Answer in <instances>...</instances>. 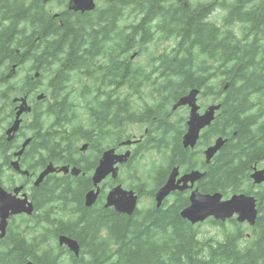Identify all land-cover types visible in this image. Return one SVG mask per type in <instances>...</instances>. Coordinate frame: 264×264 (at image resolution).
Returning <instances> with one entry per match:
<instances>
[{"label": "trees", "instance_id": "1", "mask_svg": "<svg viewBox=\"0 0 264 264\" xmlns=\"http://www.w3.org/2000/svg\"><path fill=\"white\" fill-rule=\"evenodd\" d=\"M2 2L0 73L5 74L0 76V184L3 186V174L5 170H11V150L17 148L19 137H34L43 132L40 139L43 142L37 145L33 139L22 161L32 175L49 164L43 153L45 147L56 151L66 143L70 147L75 145L71 137H77L78 126L71 123V113L62 111L60 105L46 107V100L39 106L36 120L30 121L31 112L22 116L19 133L11 143L6 141L4 130L15 116L13 98L27 96L34 99L36 89L42 92L45 87L54 93L46 83L58 91L62 88L61 83L66 80L46 77L54 61L48 55L49 47L60 48L69 38L77 41L82 32L81 24L71 35L65 31L72 26L57 27L58 19L53 18L43 0ZM147 2L107 0L96 6L91 21L85 22L92 31L91 39H104L110 29L109 16L118 18L129 9L134 18L133 49H139L149 39L153 19L157 20L160 35H167L169 30L194 35V55L188 62L162 64L161 68L168 77L154 87L162 90L165 105L173 104L193 88L201 90L204 98L210 93L213 102L221 104L212 121L213 137L226 136L228 141L213 159L212 192H219L224 199L243 192L245 185L250 184V166L260 156L262 150L259 147L264 146V0H259L248 11L243 8L247 0H232L229 13L224 14L219 25L205 22V17L200 15H164L156 0L151 2L158 13H152L149 9L146 11ZM221 6L228 9L226 3ZM118 26L119 23L117 39ZM182 39L183 45L185 39ZM34 46L39 53L32 51ZM14 64H17L16 74L20 68L27 74L6 78ZM61 64L64 67L63 61ZM27 65L30 67L24 68ZM69 71V68L63 70ZM33 72L38 73L39 78ZM101 105H104L101 111L104 115L109 103L102 101ZM91 114L93 116L94 112ZM95 121L97 119L93 117L90 119L91 128ZM66 134L67 141L64 139ZM35 152L37 157L33 155ZM74 152L69 151L66 157L73 156ZM156 155L159 156V151ZM58 159L53 157L51 160ZM164 160L162 157L152 162L144 171V187L159 182ZM168 160L172 161V158ZM32 161L41 166L37 168L30 164ZM13 183L7 184L9 188L3 187L9 190ZM82 194L80 182L75 177L48 175L33 190L32 196L29 195L34 202L33 215L14 218L8 233L0 239V264H264L262 217L257 220L245 249L241 248L240 239H235L240 235L237 224L219 229L220 238H207V245L204 243L206 239L196 237L201 233L200 227H193L181 219L177 208L151 217L150 214L139 216L140 213L124 216L104 207V194L98 199L99 205L86 208L82 204ZM210 226L217 228L215 223ZM58 235L78 242L80 252L77 258L58 246ZM225 247L230 249L229 252L223 249Z\"/></svg>", "mask_w": 264, "mask_h": 264}, {"label": "flooded vegetation", "instance_id": "2", "mask_svg": "<svg viewBox=\"0 0 264 264\" xmlns=\"http://www.w3.org/2000/svg\"><path fill=\"white\" fill-rule=\"evenodd\" d=\"M55 1L58 3L56 12H54L52 7L49 8L50 4ZM106 1L107 0L103 2L102 0H95V3L96 6H99L100 4H105ZM147 1L146 11L149 9L152 13L157 12L156 9H153L154 2H151V0ZM156 1L158 5L162 7L160 11L168 16L187 13L188 15H200L201 17H205V22H208L211 20L212 15H214L215 9H218L219 14L229 13V5L226 0ZM222 3H226L228 9L222 7ZM69 4L70 0H49L47 3V8H49V12L53 14V18L56 20L58 19L57 27L72 26L66 29L65 32L67 34H73L74 28L78 24H81L79 28H81L82 34L79 40L73 41L69 38L62 43L60 48L53 45L49 47L48 55L50 59L54 61H52V66L50 71L46 74V77L50 79L62 78L66 80V82L61 83L62 88L59 91L48 83L45 84L51 87L55 94L50 88L45 87L42 92L36 89L38 92H36L34 99L30 97L28 99L27 97V102L31 108L30 121L37 119L39 106L46 100V107L50 105H60L62 111L71 113V123L78 126L77 137H71L74 139L75 143L73 147H70L66 143L58 147L59 149L56 151L48 146L43 150L47 164L52 163L57 169L63 166H68L70 170L76 168L79 171L78 175L74 176L70 171L67 174L56 172L50 175H54L55 177L62 175L68 178L75 177L80 182L83 191L81 197L83 205L85 195L88 191L95 190L99 186L100 195L104 194V205L106 194L115 186L121 185L123 189L132 191L138 196L137 207L133 214L138 215V213H140L139 216L142 217L150 214L151 217L156 214H165L177 208L178 215L181 218L180 211L190 206V196L193 192L197 191L202 195L217 193L212 192V163L215 156L224 148L228 141L226 136L213 137L211 123L207 127L201 129L199 137L192 147L184 146L183 140L188 130L187 122L190 116V107L186 105L173 110V105L180 97L186 95L188 91L181 95L173 104L165 105L162 90L154 87L155 85H161V82L168 77V74L164 73L161 68L162 64L166 62H188L194 55V35L189 36L187 32L183 35V32L179 30H174L175 32L169 30L167 35H160L157 30V20L153 19L151 21L152 25L149 39L139 49H133L132 26L134 18L131 9H129L118 18L109 16L108 26L110 29L108 34L104 39L98 37L95 41L91 39L92 31L90 27H86L85 22L91 21V14L95 12L96 8L93 11L78 12L70 9ZM3 14L4 5L2 0H0V16H3ZM118 23L119 39H117L116 31ZM183 37L185 41L182 45L181 41ZM34 41L37 42L36 39ZM169 41L171 45H168ZM155 43L156 45H154ZM34 48L35 50L32 48V51L34 53H39L36 52V46H34ZM162 55L163 57L160 59ZM139 57H142V59L140 61H135ZM61 61L64 62V67L63 64L59 65ZM115 64H118V66ZM71 65L72 67H70ZM67 68H69L70 71L63 72V70ZM21 69L22 68H20L19 72H17V74L15 73V75L25 76V74H27L22 73ZM33 73L35 76L36 72ZM4 74L5 73H0V76L3 77ZM38 86L41 87L42 83ZM39 94H43V98L38 99L37 97ZM56 97H58L59 100H57ZM101 98L104 99L101 100ZM208 99L210 100L209 104L205 102V100ZM102 101H108L109 103L104 115L101 114L104 106L101 105ZM212 102L211 94L205 95L204 98L200 90L197 97V103L200 106V115L204 113ZM15 107L16 104H14L13 110ZM92 112H94L93 116L91 114ZM92 117L97 119V121L94 122V126L91 128L89 123ZM11 124L12 123L5 127V139V132ZM34 128L37 130V126ZM42 133L43 132H38L34 137H19L16 141L17 148L11 150L12 159L14 154L21 149L22 143L27 138H31V141L34 139L37 145L41 144L43 142L40 140L43 136ZM67 135L68 134L64 137L66 141ZM218 137H223V139H226V142L218 153L207 161L205 151L214 144V141ZM14 139L12 141H14ZM127 141H129L130 144L124 145ZM232 147L234 146L232 145ZM26 148L20 156L19 165L20 168L23 171H27L28 174H17L20 175L18 186H23L24 191L28 190V193H26L29 197V195L32 196L33 190L40 186H34V181L42 170H44L45 166L35 175H32L27 166L22 163V161L25 160ZM259 148L262 150L260 156L256 158V161L249 169L250 184L248 186L245 185V190L243 192L237 193L254 197L256 200L257 220L260 217L264 218V182L261 184H254L250 175L255 170H264V146ZM112 149L115 154L129 152L130 155L126 162L114 164L108 175L97 186H94L92 176L100 165L103 154ZM73 150H75L73 156L66 157L68 152ZM157 151H159V156H156ZM36 152L33 154L35 155L34 157H37ZM53 157L59 159L51 160ZM162 157H164L165 160L160 169L161 179L157 183H153L149 186L146 184L147 187H144L142 185L145 171L143 167L144 160L159 161ZM170 158H172V161L168 160ZM30 164H35L37 168L41 166L33 161L30 162ZM173 168H177L175 183L179 188L173 190L163 200L161 207L157 208L155 194L166 184ZM113 170L116 172L115 177L113 176ZM193 171L203 173V176L194 183L190 181L186 183L181 181L178 183L184 175ZM14 186L11 187L9 191H12ZM184 186V189H180ZM96 204L99 205L98 200ZM109 208L116 212L113 207ZM148 209H150L149 213H147ZM120 215L128 216L125 214ZM17 216H24V214ZM17 216H12L9 219L6 234L9 231V226L13 219ZM235 218L236 216L225 222L208 218L204 222L192 226L201 227L215 223L217 229L221 231L230 224H237L240 235H237L235 239L237 241L240 239V246L242 249H245L247 247V242L251 239L257 220L254 226H249L246 222L237 223ZM185 221L187 220L185 219ZM187 222L190 223L189 221ZM196 237L200 238L201 234L198 233ZM204 243L209 245V239H206ZM59 247L63 248L64 251L70 252L65 246ZM223 249L228 252L230 250L228 247ZM74 257L77 258L76 256Z\"/></svg>", "mask_w": 264, "mask_h": 264}, {"label": "water", "instance_id": "3", "mask_svg": "<svg viewBox=\"0 0 264 264\" xmlns=\"http://www.w3.org/2000/svg\"><path fill=\"white\" fill-rule=\"evenodd\" d=\"M49 0H43L47 2ZM70 9L73 11H93L96 8L95 0H70ZM16 65H13L7 78H12L16 73ZM38 77V74H35ZM227 85L225 86L226 89ZM200 90L193 88L189 92L178 99V101L173 105V110L181 106L190 107V116L187 122L188 130L184 135L183 144L184 146H193L199 137L201 129L207 127L212 123L215 118V114L220 110L221 104L213 102L210 104L204 113L200 115V106L197 103V97ZM38 99L43 98V94H39ZM13 103H18L15 108V117L12 121L11 127L6 132V140L11 141L14 139L15 135L19 131L20 124L22 121V115L29 113L31 108L27 102V96L25 97H15L13 98ZM31 138H27L22 143L21 149L15 153V157H18L24 152L25 148L30 143ZM226 139L218 137L214 144L205 151L206 160L209 161L223 146ZM130 142L127 141L124 145H129ZM130 153L126 152L124 154H115L114 150L106 151L101 160L100 165L95 170L92 176V182L94 186H97L112 170V167L116 163H124L127 161ZM11 166L16 170L20 171L18 160L11 162ZM70 173L74 176L78 175L79 171L76 168L69 169L68 166L59 167L58 169L53 166L52 163L48 164L45 169L39 174L34 182V186H39L43 180L50 174L54 172H62L64 174ZM26 173V171L22 172ZM113 176H116L115 170H113ZM177 176V168H173L168 180L164 187L160 189L157 194V199L160 202L167 194L171 191L179 188L175 183V177ZM203 176V173L198 171H193L187 175H184L179 181L184 183L190 181L194 183ZM250 178L254 184H261L264 182V170L254 171ZM184 187L180 189H184ZM22 190V187H16L11 192L6 191L0 184V239L6 236L8 219L12 216L17 215H32L34 211L33 202L28 199L26 193L22 194L21 197L17 195ZM98 192L93 190L89 191L85 195V205L91 207L97 198ZM137 197L134 196L132 191H127L122 189L120 186L113 188L107 195L106 207H113L117 213L132 215L136 208ZM180 216L186 219L191 224H196L204 222L208 218H213L215 221L225 222L234 216L237 223L246 222L249 226H254L257 220V210H256V200L252 196H247L244 194H234L228 200H222L220 193L206 194L202 195L195 191L190 196V206L185 208ZM57 242L59 246H65L74 256L78 257L80 252V247L75 239H72L65 235H59L57 237Z\"/></svg>", "mask_w": 264, "mask_h": 264}, {"label": "rangeland", "instance_id": "4", "mask_svg": "<svg viewBox=\"0 0 264 264\" xmlns=\"http://www.w3.org/2000/svg\"><path fill=\"white\" fill-rule=\"evenodd\" d=\"M259 0H247V3L245 4V7H243L246 11H248V10H250V9H252L253 7H254V4L255 3H257ZM232 2V0H228L227 1V4L229 5L230 3ZM44 4H47L48 2H43ZM57 5H58V3L55 1V2H53L52 4H50V7L49 8H51L52 7V9L54 10V12H56L57 11ZM214 15H212V18H211V20L210 21H212V22H216L217 23V25H219L220 23H221V21H222V17L224 16V14H219V12H218V9H215V11H214V13H213ZM235 31L236 32H238V27H235ZM164 44H166V43H164ZM154 45H156V43L154 44ZM168 45H171V42L169 41L168 42ZM158 47H160V46H158ZM142 59V57H139V58H137L135 61H140ZM139 63H142V62H139ZM28 67H30V65H27V66H24V68H28ZM205 102L207 103V104H209L210 103V100L208 99V100H205ZM213 103V102H212ZM211 103V104H212ZM21 142V141H20ZM157 156V155H156ZM13 160V159H12ZM139 161H141V160H139ZM152 162H155V161H153V160H149V159H145L144 160V162H143V167H144V170H147L149 167H150V165H151V163ZM157 162V161H156ZM4 179H3V182H4V187L5 188H9V186L10 185H7L8 183H13L15 186H18L19 185V181H20V175H18L17 173H15L14 171H12V170H10V171H7V170H5V172H4ZM147 177V175L145 174V178ZM21 180H22V178H21ZM14 185H12V187L14 186ZM14 186V187H15ZM121 186V185H120ZM10 190V189H9ZM8 190V191H9ZM12 190V189H11ZM25 192V191H24ZM27 193H28V190L26 191ZM18 217V216H17ZM199 230H200V234H201V238H203V239H207V238H211V237H213V236H215L217 239H219L220 238V232H219V229H217V228H215V227H211L210 225H207V226H201L200 228H199Z\"/></svg>", "mask_w": 264, "mask_h": 264}, {"label": "bare ground", "instance_id": "5", "mask_svg": "<svg viewBox=\"0 0 264 264\" xmlns=\"http://www.w3.org/2000/svg\"><path fill=\"white\" fill-rule=\"evenodd\" d=\"M47 2H48V1H47ZM11 125H12V124H11ZM11 125H10V127H11ZM10 127H8V129H9ZM8 129H7V130H8ZM7 130H6V132H7ZM6 132H5V136H6ZM6 137H7V136H6ZM6 141H7V140H6ZM11 141H12V140H11ZM11 141H7V142H11ZM21 147H22V146H21ZM217 153H218V152H217ZM217 153H216V154H217ZM22 154H23V153H22ZM22 154H21V155H22ZM216 154H215V155H216ZM21 155H20V156H21ZM215 155H214V156H215ZM20 156H19V158H18V157H15V154H14V156H13V160H11V162L16 161V160H18V162H19ZM214 156H213V157H214ZM213 157H212V158H213ZM212 158H211V159H212ZM11 162H10V164H9V167H10V169H11L12 171H14L15 173H20L21 175H27V174H28V173H27V174H26V173H22V172H24V171H23L21 168H20V171H16V170L11 166ZM19 167H20V165H19ZM44 169H45V168H44ZM42 171H43V170H42ZM26 172H27V171H26ZM54 173H56V172H54ZM57 173H58V172H57ZM59 173H62V172H59ZM52 174H53V173H52ZM62 174H63V173H62ZM38 176H39V175H38ZM36 179H37V178H36ZM34 182H35V181H34ZM1 186H2V185H1ZM118 186H120V185H117V186H115V187H118ZM2 187H3V186H2ZM16 187H20V186H15L14 188H16ZM21 187H22V190H21V191L19 192V194L17 195L18 197H21L22 194L26 193V191L24 192V188H23V186H21ZM115 187H114V188H115ZM120 187H121V186H120ZM163 187H164V186H163ZM163 187H161L160 189H162ZM3 188H4V187H3ZM14 188H12V189H14ZM121 188H122V187H121ZM4 189H5V188H4ZM112 189H113V188H112ZM112 189H111V190H112ZM122 189H123V188H122ZM160 189H159V190L156 192V194H155V203H156V207H157V208L161 207L163 200H164V199H165V198H166V197L172 192V191H171L169 194H167V195H166V196H165V197L159 202L158 199H157V194L159 193ZM5 190H6V189H5ZM111 190H110V191H111ZM124 190H125V189H124ZM6 191H8V190H6ZM93 191H94L95 193L98 192V195H97V198H96L95 203H94L92 206H94V205L97 203L98 197H99V195H100V188H99V186H98L95 190H93ZM110 191H109V192H110ZM8 192H11V191H8ZM88 192H89V191H88ZM109 192H108V193H109ZM108 193L106 194V197H105V203H104V207H105V208H109V207H106V206H105V204H106V198H107ZM26 194H27V193H26ZM133 194H134V193H133ZM27 196H28V194H27ZM134 196L137 197V202H136V207H137L138 196L135 195V194H134ZM221 196H222V195H221ZM231 197H232V196H231ZM231 197H230V198H231ZM230 198H228V199H230ZM28 199H29V197H28ZM228 199H223V196H222V200H228ZM29 200H30V199H29ZM30 201H31V200H30ZM84 205H85V201H84ZM92 206H91V207H92ZM85 207H86V208H90V207H87L86 205H85ZM135 210H136V208H135ZM135 210L133 211V213L135 212ZM183 210H184V209H183ZM183 210H182V211H183ZM256 210H257V209H256ZM182 211H181V212H182ZM181 212H180V213H181ZM33 213H34V211H33ZM116 213H117V212H116ZM133 213H132V215H133ZM32 215H33V214H32ZM32 215H30V216H32ZM132 215H130V216H132ZM26 216H28V215H26ZM10 218H11V217H10ZM10 218H9V219H10ZM181 218H182V217H181ZM9 219H8V221H9ZM182 219H183V218H182ZM183 220H185V219H183ZM200 223H201V222H200ZM189 224H191V223H189ZM196 224H197V223H196ZM191 225H195V224H191ZM2 239H3V238H2Z\"/></svg>", "mask_w": 264, "mask_h": 264}]
</instances>
